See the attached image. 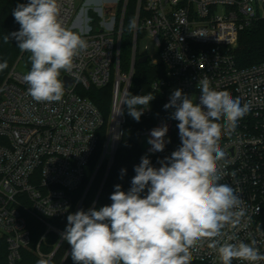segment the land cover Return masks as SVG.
I'll return each instance as SVG.
<instances>
[{
    "label": "built area",
    "instance_id": "built-area-1",
    "mask_svg": "<svg viewBox=\"0 0 264 264\" xmlns=\"http://www.w3.org/2000/svg\"><path fill=\"white\" fill-rule=\"evenodd\" d=\"M127 2L122 1L119 20L114 14L106 16L87 8L81 25L75 26L76 0H58L62 24L87 41L72 69L62 71L60 79L70 80L71 85L65 86L61 101H34L24 75L14 66L0 87V264H18L23 251L51 264L62 244L67 245V251L60 264L70 253L61 237L65 228L49 220L66 219V225L67 215L79 211L100 166L114 157L125 124L121 102L131 85L140 33L155 45L158 54L157 58L144 55L147 61L164 67V76L151 85L164 105L176 89L198 103V81L205 77L214 89L228 91L242 104H249V112L234 130H222L219 141L225 154L218 164L219 182L233 188L245 209L238 225L223 229L221 242L234 235L236 240L231 242L255 241L264 253V61L238 68L233 57L240 32L264 20V0H136L131 64L127 73H121L119 52ZM90 12L99 18L97 26H93ZM92 88L110 89L107 117L83 95ZM120 109L123 115L118 114ZM150 115L149 108L142 116L147 119ZM164 124L169 128L166 141L171 142L163 152L150 153V130ZM173 128V119H161L146 129L140 137L145 153L157 161L170 156L181 143L173 139ZM99 148L94 172L76 201L86 167ZM33 223L41 225L44 232L31 247ZM49 233L56 235L57 241L46 253L42 248L48 245ZM190 264H219V260L205 242L192 250ZM233 264L247 262L233 260Z\"/></svg>",
    "mask_w": 264,
    "mask_h": 264
},
{
    "label": "clouds",
    "instance_id": "clouds-1",
    "mask_svg": "<svg viewBox=\"0 0 264 264\" xmlns=\"http://www.w3.org/2000/svg\"><path fill=\"white\" fill-rule=\"evenodd\" d=\"M12 15L19 30L3 36L28 53L31 68L23 79L28 95L36 102H59L65 94L61 71L73 67L74 58L87 48L81 34L66 28L59 19L58 0H28L19 3ZM132 18L129 30H135ZM8 67L0 62V71ZM199 102L182 89L170 95L165 110L174 109L180 146L170 156L159 159V167L149 156L134 166L130 188L116 184L110 205L90 207L67 215L61 237L70 246L74 264H190L192 250L207 243L219 264L233 260L259 264L264 253L255 241L224 242L223 229L239 224L245 215L242 200L228 184L220 183L218 164L224 159L220 147L222 130L235 129L250 110L228 91L216 90L208 78L199 79ZM155 96L149 92L132 95L126 91L122 104L139 122ZM123 115L122 109L119 113ZM222 121V123H221ZM168 125L150 130V153L163 152ZM118 138V137H117ZM126 169H121V179ZM37 264H50L40 259Z\"/></svg>",
    "mask_w": 264,
    "mask_h": 264
},
{
    "label": "trees",
    "instance_id": "trees-1",
    "mask_svg": "<svg viewBox=\"0 0 264 264\" xmlns=\"http://www.w3.org/2000/svg\"><path fill=\"white\" fill-rule=\"evenodd\" d=\"M27 2L28 0H12V8L15 9L17 4L19 3L26 4ZM121 4L122 2L119 4V10L117 13L118 20L120 17L119 12ZM135 5L136 0H128L122 22V34L119 52V69L121 73H127L131 64L132 30H129V22L134 17ZM90 16L93 19V26H97L99 18L93 12H90ZM14 31L15 30L11 29L10 27L7 28L6 25L0 21V62L7 61L8 64V67L6 69L0 71V82L1 79H3L2 83L11 70L12 65L21 54H23L22 58L26 57L28 60L29 54L26 52L22 53L16 46V41L14 39H12L9 43L3 42V36ZM140 37H142V33L137 35L136 61L134 63L131 85L128 92L132 95H143L151 92V94L155 96V99L150 102L149 108L151 111V115L147 119L141 116L140 121L136 122L128 115L127 106L125 105V124L123 126V133L117 145L111 168L108 172L105 182L101 188V185L104 181L103 174H101L100 172V169L102 167L101 165L94 176V179L79 210H87L94 204L95 201V208L111 204V200L109 199V197L114 191V186L116 184L122 185V190L127 191L130 188L131 179L135 175L134 166L138 165L140 163L141 157L146 154L140 140L141 134L146 129L153 126L158 120L171 119V112L169 111V109H164L162 98L151 89L152 83L156 79L162 78L164 76V67L160 63L151 64L149 60L144 64H140L137 62L139 58L146 55L144 53H139L138 43ZM233 57L238 68H245L264 61V20L255 21L249 28L240 32L238 36V45L233 51ZM109 90L110 89L108 88H92L83 93L84 96L88 97V99H90L94 103V105H96V107L105 117H107L110 104L111 94ZM173 122L174 128L172 137L173 139L177 140L180 139L177 128L178 121L173 120ZM99 155L100 148L92 156L89 164L86 167L83 186L75 193L76 201H78L82 196L84 188L87 186L90 177L94 172ZM149 158L152 164L158 167L157 159L151 156H149ZM121 169H126V173L122 179L120 174ZM65 222L66 219L49 220L50 224L59 228H61L62 224H65ZM43 232L44 228L41 225L36 223L32 224L31 247H34L36 245L39 237ZM56 241V235L49 233L46 237V242L48 245L46 247H43L42 251L46 253L51 252ZM66 251L67 245L62 244L51 260V264H60L61 260L65 256ZM38 260L39 259L31 252L23 251L21 260L18 264H37ZM62 264H74L71 259L70 253L67 255L65 261Z\"/></svg>",
    "mask_w": 264,
    "mask_h": 264
},
{
    "label": "rangeland",
    "instance_id": "rangeland-1",
    "mask_svg": "<svg viewBox=\"0 0 264 264\" xmlns=\"http://www.w3.org/2000/svg\"><path fill=\"white\" fill-rule=\"evenodd\" d=\"M76 2H77L78 7H80V8H83L84 7V3H85L84 0H76ZM121 2H122V0H120V3ZM12 11H13V8H12V0H0V21L2 23H4L7 28L10 27L11 29H13L15 31H18L20 26H19L18 23L15 22L14 17L12 15ZM145 46L148 47V50H144L143 49ZM138 49H139V53H144V54L149 55V56H152L154 58H157L158 57V54H157L155 45L151 41H149L148 39H146V38L140 37L139 43H138ZM13 66H14V69H15L16 72L21 73L23 75H25L30 70V68H31V65H30L29 60H27L26 57L22 58V55H21V58L20 59H17L14 62V64L12 65V67ZM2 80L3 79H1V82L0 83H2ZM2 84H0V86ZM110 94H111V92H110ZM193 101H194V99H193ZM114 155H115V153H114ZM112 161H113V159H112ZM109 165H110V161L108 159H106L103 162V164H102V167L100 169L101 170L100 172H101V174H103V180L108 175V172H109L108 170H110L109 169ZM65 227H66V225L65 224H62V227L61 228H65Z\"/></svg>",
    "mask_w": 264,
    "mask_h": 264
},
{
    "label": "crops",
    "instance_id": "crops-1",
    "mask_svg": "<svg viewBox=\"0 0 264 264\" xmlns=\"http://www.w3.org/2000/svg\"><path fill=\"white\" fill-rule=\"evenodd\" d=\"M84 7L80 8L77 7V13L73 20V25L79 26L80 19L82 17V14L84 13L85 9L87 8H93L96 9L97 12H103L106 16H112L113 14L115 16H118V10H119V4L120 0H84ZM122 8V4H121ZM121 8L119 15L121 13ZM120 18V17H119Z\"/></svg>",
    "mask_w": 264,
    "mask_h": 264
},
{
    "label": "water",
    "instance_id": "water-1",
    "mask_svg": "<svg viewBox=\"0 0 264 264\" xmlns=\"http://www.w3.org/2000/svg\"><path fill=\"white\" fill-rule=\"evenodd\" d=\"M137 62L140 63V64H144V63H146V62H147V56H142L141 58H139V59L137 60ZM133 68H134V61H132V70H133ZM62 81L64 82L65 86H70V85H71V81H70V80H67L66 78H64ZM111 163H112V162H110L109 169H110V167H111ZM108 171H109V170H108ZM105 179H106V178H104V181H103V183H102V185H101V188H102V186H103V184H104V182H105ZM95 202H96V201H95Z\"/></svg>",
    "mask_w": 264,
    "mask_h": 264
}]
</instances>
